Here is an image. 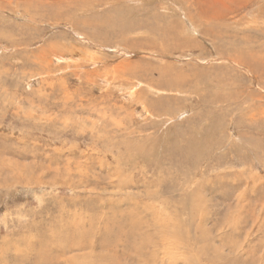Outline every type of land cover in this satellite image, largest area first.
Masks as SVG:
<instances>
[{
	"label": "rangeland",
	"instance_id": "374dc122",
	"mask_svg": "<svg viewBox=\"0 0 264 264\" xmlns=\"http://www.w3.org/2000/svg\"><path fill=\"white\" fill-rule=\"evenodd\" d=\"M263 111L264 0H0V264H264Z\"/></svg>",
	"mask_w": 264,
	"mask_h": 264
},
{
	"label": "bare ground",
	"instance_id": "6f19581e",
	"mask_svg": "<svg viewBox=\"0 0 264 264\" xmlns=\"http://www.w3.org/2000/svg\"><path fill=\"white\" fill-rule=\"evenodd\" d=\"M150 2H151V1H150ZM164 3H165V2H164ZM171 3H172V2H171ZM153 4H154V3H153ZM166 5H167V4H166ZM173 5H174V4H173ZM170 6H171V5H170ZM171 9H172V8H171ZM182 10H183V9H182ZM185 10H186V9H185ZM184 12H185V11H184ZM180 13H182V12L180 11ZM188 13H189V12H188ZM189 14H190V13H189ZM189 14H187V15H189ZM184 15H185V14H184ZM189 16H190V15H189ZM189 19H190V18H189ZM189 19H188V20H189ZM193 19H195V18H193ZM197 19H198V18H197ZM185 20H186V17H185ZM188 20H187V21H188ZM202 21H203V20H202ZM181 23H182V22H181ZM189 23H190V22H189ZM189 23H188V24H189ZM198 23H199V22H198ZM188 24H187V25H188ZM190 24H191V23H190ZM193 24H194V23H192V25H193ZM133 25H134V24H133ZM148 25H149V24H148ZM187 25H186V26H187ZM208 25H209V24H208ZM188 26H189V25H188ZM153 27H154V26H153ZM162 27H163V26H162ZM209 27H210V26H209ZM166 28H167V27H166ZM187 28H188V27H187ZM193 28H194V26H193ZM177 29H178V28H177ZM180 29H181V28H180ZM188 29H189V28H188ZM178 30H179V29H178ZM153 31H154V30H153ZM192 31H193V30H192ZM93 32H94V31H93ZM151 32H152V31H151ZM177 32H178V31H177ZM94 33H95V32H94ZM92 34H93V33H92ZM112 34H115V32H112ZM95 35L97 36L96 33H95ZM180 35H181V34H180ZM93 36H94V34H93ZM171 36H172V35H171ZM139 37H140V36H139ZM173 37H175V36L173 35ZM199 37H200V36H199ZM142 38H143V37H142ZM142 38H141V39H142ZM147 38H148V37H147ZM171 38H172V37H171ZM182 38H183V37H182ZM182 38H181V39H182ZM201 38H202V37H201ZM97 39H98V38H97ZM139 39H140V38H139ZM145 39H146V38H145ZM148 39H149V38H148ZM187 39H188V38H187ZM189 39H190V38H189ZM189 39L187 40L188 42H190ZM202 39H203V38H202ZM137 40H138V39H137ZM146 40H147V39H146ZM182 40H184V39H182ZM185 40H186V39H185ZM134 41H135V40H134ZM141 41H142V40H141ZM144 41H145V40H144ZM166 41H167V39H166L164 42L166 43ZM168 41H169V40H168ZM175 41H176V40H175ZM180 41H181V40H179V41L177 40L176 42H180ZM94 42H95V41H94ZM137 42H138V41H137ZM148 42H149V41H148ZM138 43H139V42H138ZM171 43H172V39H171ZM181 43H182V46H183V42H181ZM99 44H100V43H99ZM140 44H141V43H140ZM177 44H178V43H177ZM186 44H187V42H186ZM52 45H53V44H52ZM52 45H50L49 47H46L45 49H42V51L39 50L40 52H38V54H39V55H42V54H44V53H49V52L56 53V50H55L56 47H55V49H54V47H53ZM54 45H55V44H54ZM96 45H98V40H97ZM100 45H102V44H100ZM100 45H99V46H100ZM138 45H139V44H138ZM162 45H165V44H162ZM172 45H173V43H172ZM172 45H171V46H172ZM174 45H176V44H174ZM184 45H185V44H184ZM189 45H190V44H189ZM191 45H192V44H191ZM196 45H197V44H196ZM169 46H170V45H169ZM169 46H167V47H169ZM177 46H178V45H177ZM223 46H224V45H223ZM172 47H173V46H172ZM188 47H190V46H188ZM195 47H196V46H195ZM199 47H200V46H199ZM216 47H217V46H216ZM216 47H215V48H216ZM221 47H222V46H221ZM41 48H42V47H41ZM62 48H63V47H62ZM135 48H136V47H135ZM175 48H176V47H175ZM179 48H180V47H179ZM192 48H193V47H192ZM167 49H168V48H167ZM169 49H170V48H169ZM196 49H197V47H196ZM216 49H217V48H216ZM238 49H240V48H238ZM62 50H63V49H62ZM172 50H173V49H172ZM217 50H219V49H217ZM59 51H60V50H59ZM169 51H170V50H169ZM179 51H180V50H179ZM189 51H190V48H189ZM215 51H216V50H215ZM200 52H202V51H200ZM217 52H219V51H217ZM217 52H216V53H217ZM220 52H221V51H220ZM158 53H159V52H158ZM203 53H204V52H203ZM50 54H51V53H50ZM59 54H60V53H58V55H59ZM172 54H173V53H172ZM227 54H228V53H227ZM58 55H57V56H58ZM159 55H160V54H159ZM204 55H205V54H204ZM218 55H219V54H218ZM218 55H217V56H218ZM237 55H238V54H237ZM162 56H163V55H162ZM97 58H98V57H97ZM233 58H234V57H233ZM233 58L229 59V61L232 62ZM236 58H237V57H236ZM236 58H235V59H236ZM95 60H96V59H95ZM123 60H124V59H123ZM103 61H104V60H103ZM126 61H127V60H126ZM138 61H139V60H138ZM235 61H236V60H235ZM241 61H242V60H241ZM241 61H239V62H241ZM97 62H98V61H97ZM123 62H124V61H123ZM136 62H137V61H136ZM237 62H238V61H237ZM239 62H238V63H239ZM139 63H140V62H139ZM120 64H121V63H120ZM140 64H141V63H140ZM140 64H139V65H140ZM144 65H145V64H144ZM250 65H251V63H250ZM152 66H154V65H152ZM152 66H151V67H152ZM125 68H126L127 71L129 72L128 75L131 74V75H133V76H136V75H138L139 73H140V74H148V71H146V70H147L146 68H145L146 70H145V69H142L143 67L138 66L137 64H131V63H129V64H125V66H122V69H125ZM112 69H113V68H112ZM112 69H111V70H112ZM118 69H119V67H118ZM149 69H150V68H149ZM206 69H207V68H206ZM116 70H117V69H116ZM119 70H120V69H119ZM150 70H151V69H150ZM190 70H191V69H190ZM112 71H113V70H112ZM121 71H122V70H121ZM123 71H124V70H123ZM127 71H126V74H127ZM151 71H152V70H151ZM178 71H179V70H178ZM191 71H192V70H191ZM208 72H209V71H208ZM157 73H158V72H157ZM174 73H175V72H174ZM181 73H182V72H181ZM186 73H187V71H186ZM203 73H204V72H203ZM114 74H116L115 71H114ZM199 74H200V73H199ZM231 74H232V73H231ZM128 75H127V76H128ZM170 75H171V74H170ZM178 75H179V74H178ZM188 75H189V74H188ZM204 75H205V74H204ZM117 76H118V75H117ZM124 76H125V75H124ZM159 76H160V75H159ZM159 76H158V77H159ZM172 76H173V75H172ZM176 76H177V75H176ZM185 76L188 77L186 74H185ZM228 76H229V75H228ZM231 76H232V75H231ZM118 77H120V75H119ZM121 77H122V76H121ZM168 77H169V76H168ZM170 77H171V76H170ZM172 78H173V77H172ZM174 78H175V77H174ZM174 78H173V79H174ZM188 78H189V77H188ZM108 79H109V78H108ZM139 79H140V78H139ZM179 79H181V78H179ZM179 79H178V80H179ZM209 79H210V78H209ZM214 79H215V78H214ZM120 80H122V79L120 78ZM127 80H128V79H127ZM132 80H133V79H132ZM134 80H135V79H134ZM181 80H182V79H181ZM185 80H186V79H185ZM185 80H184V81H185ZM221 80H222V79H221ZM117 81H119V80L116 79V82H117ZM168 81H169V80H168ZM182 81H183V80H182ZM129 82H130V81H129ZM129 82H128V83H129ZM139 82H140V81H139ZM151 82H152V81H151ZM175 82H176V81H175ZM180 82H181V81H180ZM234 82H235V81H234ZM120 83H122V82H120ZM123 83H125V81H124ZM126 83H127V81H126ZM132 83H134V82H132ZM142 83H143V82H142ZM163 83H164V82H163ZM172 83H173V82H172ZM172 83H171V84H172ZM231 83H232V82H231ZM255 83H257V82L255 81ZM136 84H137V83H136ZM131 86H132V85H131ZM131 86H130V87H131ZM134 86H135V85L132 86V89L129 88V90L134 91L136 88L138 89V86H137L135 89H134ZM225 86H226V85H225ZM127 87H128V86H127ZM127 87H125V88H127ZM143 87H144V86H143ZM143 87H142V89H143ZM174 87H176V86H174ZM184 87H185V85H184ZM186 87H187V86H186ZM118 88H119V87H118ZM125 88H124V90H125ZM176 88H177V87H176ZM214 88H216V87H214ZM214 88H213V89H214ZM177 89H178V88H177ZM124 90H123V91H124ZM140 90H141V89H140ZM159 90H160V89H159ZM175 90H176V89H175ZM179 90H180V88H179ZM181 90H182V88H181ZM126 91H127V89H126ZM160 91H161V90H160ZM215 91H216V90H215ZM217 91H218V90H217ZM128 92H129V91H128ZM223 92H224V91H223ZM129 93H130V92H129ZM129 93H127V94H129ZM131 93H132V92H131ZM131 93H130V94H131ZM155 93H156V92H155ZM224 94H225V93H224ZM229 94H230V93H229ZM132 95H133V94H132ZM257 98H258V97H257ZM245 99H246V98H245ZM173 104H175V103H173ZM120 108H121V107H120ZM251 109H253V108H251ZM261 109H262V108H261ZM120 110H121V109H120ZM261 111H262V110H261ZM104 112H105V110H104ZM158 112H159V111H158ZM256 112H257V111H256ZM259 112H260V111H259ZM263 113H264V111H263ZM205 114H206V113H205ZM207 114H208V113H207ZM202 115H203V114H202ZM203 116H204V115H203ZM224 116H225V115H224ZM161 117H162V116H161ZM204 117H206V116H204ZM111 120H113V118H111ZM218 122H219V121H218ZM220 122H221V120H220ZM160 128H161V127H160ZM197 129H198V128H197ZM165 131H166V130H165ZM137 132H138V131H137ZM196 132H197V131H196ZM222 132H223V131H222ZM210 133H211V132H210ZM140 136H141V135H140ZM141 137H142V136H141ZM144 137H146V136H144ZM144 137H143V138H144ZM147 137H148V136H147ZM141 139H142V138H141ZM148 139H150V136H149ZM101 165H102V164H101ZM252 176H253V175H252ZM252 176H251V177H252ZM252 178H253V177H252ZM182 183H183V181H182ZM184 183H185V182H184ZM182 185H183V184H182ZM238 187H239V186H238ZM242 197H243V196H242ZM166 205H167V204H166ZM238 224H239V223H238Z\"/></svg>",
	"mask_w": 264,
	"mask_h": 264
}]
</instances>
